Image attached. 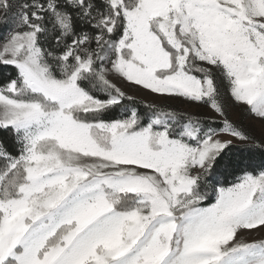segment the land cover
Listing matches in <instances>:
<instances>
[{
    "label": "snow or ice",
    "instance_id": "1",
    "mask_svg": "<svg viewBox=\"0 0 264 264\" xmlns=\"http://www.w3.org/2000/svg\"><path fill=\"white\" fill-rule=\"evenodd\" d=\"M0 264H264V0H0Z\"/></svg>",
    "mask_w": 264,
    "mask_h": 264
},
{
    "label": "rangeland",
    "instance_id": "2",
    "mask_svg": "<svg viewBox=\"0 0 264 264\" xmlns=\"http://www.w3.org/2000/svg\"><path fill=\"white\" fill-rule=\"evenodd\" d=\"M171 103L173 104L174 107H179V108H186V107H188L187 105H184V104H182L180 102H171ZM189 110H191V111H197V109H195V108H190Z\"/></svg>",
    "mask_w": 264,
    "mask_h": 264
}]
</instances>
